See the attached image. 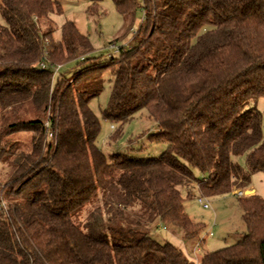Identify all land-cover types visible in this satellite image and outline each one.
<instances>
[{
  "label": "trees",
  "instance_id": "1",
  "mask_svg": "<svg viewBox=\"0 0 264 264\" xmlns=\"http://www.w3.org/2000/svg\"><path fill=\"white\" fill-rule=\"evenodd\" d=\"M89 1V14L100 15L104 0ZM111 1L125 36L141 22L130 48L95 64L74 21L55 38L60 1H0V106L29 102L37 115L2 131L30 132L32 148L18 154L2 190L9 202L0 201V264H196L151 236L157 222L184 238L202 232L179 185L196 181L204 196H221L249 189L264 172V114L249 106L264 97V0ZM72 62L83 66L58 76ZM106 72L113 82L101 115L118 125L110 142L145 111L156 125L150 137L167 144L159 156L99 145L90 102ZM243 155L246 166L235 160ZM238 199L243 240L200 264H264V199Z\"/></svg>",
  "mask_w": 264,
  "mask_h": 264
},
{
  "label": "rangeland",
  "instance_id": "2",
  "mask_svg": "<svg viewBox=\"0 0 264 264\" xmlns=\"http://www.w3.org/2000/svg\"><path fill=\"white\" fill-rule=\"evenodd\" d=\"M57 1L62 3L63 13L52 15L55 38L59 39L61 37V26L65 21H74L78 29L87 35L92 42L94 51L91 55L98 57L97 61L92 63L108 61L112 56L118 57L119 53L115 54L110 49L114 44L130 48L129 45H131L130 41L133 39L134 31L137 30L141 21L138 19L133 30L125 36L127 24L124 18L116 12L111 0H104L101 3V14L93 16L88 12L91 6L89 0ZM141 15L142 13L139 12L138 17ZM0 23L5 24L1 14ZM48 23L47 21L46 24ZM81 66L83 65L76 62L67 63L62 67L58 76H61V73L65 76H72ZM112 78L110 72H106L97 81L99 94L93 97L90 102L91 108L99 117L102 125L98 139L99 145L107 153L125 152L139 158L159 156L166 150L167 144L164 141H158L150 137L156 131V125L145 111L137 114L124 126L121 136L116 142H110V137L117 131L118 125L114 124L116 128L113 129V124L102 117L101 111L108 102L113 82ZM90 84L93 86L95 82L92 81L87 85L90 86ZM249 106L264 114V97L252 101ZM36 117L37 115L32 110L29 102L16 108L3 109L0 106V201L9 202V198L2 190L14 174L18 154L29 152L32 148V135L30 132L6 133L2 132L5 130L3 128L14 122L31 120ZM235 160L242 166H246L245 155L237 157ZM195 174L198 177H203L198 170L195 171ZM251 182L256 193L264 199V172L254 173ZM179 188L185 198L186 213L194 221L202 223L204 228L200 235L194 238H184L180 228L157 222L153 225L151 231V236L154 239L161 243L170 242L179 247L196 264H200V260L206 253L217 251L243 240L246 227L242 218L243 211L238 196L244 195L245 191L236 190L232 194L207 197L200 192L196 181L183 182L179 185ZM249 189H252V187ZM200 197L209 204L208 208H205L204 204L199 202Z\"/></svg>",
  "mask_w": 264,
  "mask_h": 264
},
{
  "label": "built area",
  "instance_id": "3",
  "mask_svg": "<svg viewBox=\"0 0 264 264\" xmlns=\"http://www.w3.org/2000/svg\"><path fill=\"white\" fill-rule=\"evenodd\" d=\"M120 48H121V46H118L117 44H114V45H112L110 47V49H112L115 54L119 52ZM41 65H42V67H45L46 66L44 62L41 63ZM46 126L47 127L49 126L48 122L46 123ZM49 136L50 137H53V133L52 132L49 133ZM198 200H199L200 203L204 204V207L205 208H208L209 207V204L202 197H200Z\"/></svg>",
  "mask_w": 264,
  "mask_h": 264
},
{
  "label": "water",
  "instance_id": "4",
  "mask_svg": "<svg viewBox=\"0 0 264 264\" xmlns=\"http://www.w3.org/2000/svg\"><path fill=\"white\" fill-rule=\"evenodd\" d=\"M256 190L254 188L245 190L244 194L246 196L255 194Z\"/></svg>",
  "mask_w": 264,
  "mask_h": 264
},
{
  "label": "crops",
  "instance_id": "5",
  "mask_svg": "<svg viewBox=\"0 0 264 264\" xmlns=\"http://www.w3.org/2000/svg\"><path fill=\"white\" fill-rule=\"evenodd\" d=\"M251 187L253 188V185Z\"/></svg>",
  "mask_w": 264,
  "mask_h": 264
}]
</instances>
